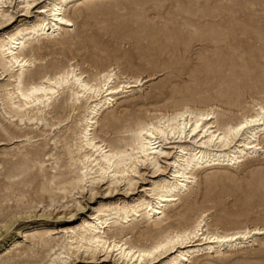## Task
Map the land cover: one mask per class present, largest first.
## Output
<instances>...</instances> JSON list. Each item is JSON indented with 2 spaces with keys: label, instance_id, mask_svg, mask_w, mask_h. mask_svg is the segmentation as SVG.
I'll return each instance as SVG.
<instances>
[{
  "label": "bare ground",
  "instance_id": "6f19581e",
  "mask_svg": "<svg viewBox=\"0 0 264 264\" xmlns=\"http://www.w3.org/2000/svg\"><path fill=\"white\" fill-rule=\"evenodd\" d=\"M90 1L0 0V24L12 18V5L28 14L42 3L35 6L38 11L31 20L0 35V80L5 79L0 82V141L18 142L12 148L14 153L6 148L0 155L5 164H25L26 184H33L32 195L20 192L14 205L0 214V237L16 225L2 246L17 245L16 236L29 239L32 245L44 242L48 253L41 264H66L79 253L91 259L102 253L104 259L113 258L118 264H188L196 257L243 248L264 237L263 226L213 230L203 212L188 226L159 228L148 244L136 245L128 239L127 231L134 223H146L141 237L168 220L176 202L197 182L199 169L235 168L264 148V101L254 100L250 111L235 120H220L212 108L174 107L120 127L125 135L117 141L100 136L98 131L107 133L113 125L107 119L106 130H98L103 112L114 106L120 95L148 79L129 76L119 81L114 69L87 74L72 63L42 71L41 58L35 53L44 40L66 36L74 26L70 13L76 5ZM17 154L16 162L7 159ZM61 157L75 170L73 176L65 177L67 172L59 165ZM162 158L167 167L160 165ZM48 160L51 167L45 164ZM141 166L152 167L154 174L169 170L167 176L152 181L144 194L93 207L89 218L63 229L64 235L48 240L45 237H50L51 231H33L35 234L26 236L29 229L26 231L21 220H26L27 212L38 207L50 211L67 194H81L86 189L93 194L100 184L106 185L108 193L119 185L132 190ZM72 203L79 206L77 197ZM16 249L15 254L0 255V264H40V255L26 256L30 246Z\"/></svg>",
  "mask_w": 264,
  "mask_h": 264
},
{
  "label": "rangeland",
  "instance_id": "374dc122",
  "mask_svg": "<svg viewBox=\"0 0 264 264\" xmlns=\"http://www.w3.org/2000/svg\"><path fill=\"white\" fill-rule=\"evenodd\" d=\"M35 6L26 14L23 8L12 5L9 8L12 18L0 24V35L31 20L38 11ZM70 16L74 26L66 36L44 40L41 48L35 50L41 58L42 71L72 63L87 74L114 69L119 81H126L129 76L148 79L132 92L120 95L117 103L103 112L98 130H106L103 125L107 119L113 125L107 133L98 131V134L108 140L117 141L125 135L119 131L120 127L170 112L174 107L212 108L220 120H235L250 111L254 100L264 101V0H92L76 5ZM16 141L2 139L0 151L6 148L12 151L18 144ZM263 150L248 156L235 168L199 169L197 182L176 202L168 220L141 237L146 223H134L135 227L127 231L128 239L136 245L148 244L158 235L159 228L162 231L188 226L203 212L208 214L207 221L213 230L264 227ZM4 158L0 155L3 166L0 169V214L14 205L20 192L32 195L33 186L26 184L25 164L8 165L2 161ZM19 158L17 154L7 159L16 162ZM50 163L48 160L45 164L51 167ZM59 165L67 172L65 177L73 176L75 170L68 168L64 157ZM160 165L167 167L168 162L162 158ZM153 170L141 166L132 190L119 185L108 193L106 185L100 184L93 194L87 189L81 194L76 191L67 194L60 198L58 207L50 211L38 207L27 212L26 220H21L26 231L29 229L26 236L51 231V236L45 239L57 238L64 235L63 229L75 227L89 218L93 207L129 201L144 194L152 181L167 176L169 169L155 174ZM32 171L29 170V174ZM74 197L79 200V206L72 203ZM61 204L68 206H59ZM15 227L0 237V255L15 254L18 250L15 247L30 246L26 256L40 255V264L45 262L48 246L44 242L32 245L29 239L16 236L17 245L2 246ZM262 237L249 246L199 256L188 264H264ZM77 256L66 264H118L113 258L104 259L102 253L95 259L81 253Z\"/></svg>",
  "mask_w": 264,
  "mask_h": 264
}]
</instances>
